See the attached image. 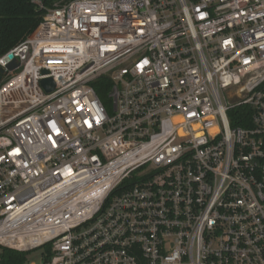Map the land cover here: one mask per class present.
<instances>
[{"label":"built area","instance_id":"2783aa9c","mask_svg":"<svg viewBox=\"0 0 264 264\" xmlns=\"http://www.w3.org/2000/svg\"><path fill=\"white\" fill-rule=\"evenodd\" d=\"M28 2L0 81V254L264 264V0Z\"/></svg>","mask_w":264,"mask_h":264},{"label":"trees","instance_id":"16d2710c","mask_svg":"<svg viewBox=\"0 0 264 264\" xmlns=\"http://www.w3.org/2000/svg\"><path fill=\"white\" fill-rule=\"evenodd\" d=\"M40 21L28 0H0V57L22 43ZM232 125L240 124L233 122ZM24 260V253L3 249L0 254L1 264H22Z\"/></svg>","mask_w":264,"mask_h":264},{"label":"water","instance_id":"95a60500","mask_svg":"<svg viewBox=\"0 0 264 264\" xmlns=\"http://www.w3.org/2000/svg\"><path fill=\"white\" fill-rule=\"evenodd\" d=\"M4 61L6 62V65L4 68L0 67V81L6 71H12L18 67V64L16 63V59L14 58L12 53H8L5 56ZM40 84L47 92H50L53 89V82L51 81V79H43L41 80Z\"/></svg>","mask_w":264,"mask_h":264},{"label":"rangeland","instance_id":"374dc122","mask_svg":"<svg viewBox=\"0 0 264 264\" xmlns=\"http://www.w3.org/2000/svg\"><path fill=\"white\" fill-rule=\"evenodd\" d=\"M20 70V67L18 66L17 68H15L14 70L10 71V74L13 75V74H16L18 73ZM99 95H100V98L102 100H105L106 98V93H105V89L103 90H99L98 91ZM40 253H41V250L38 249L37 251L33 252V253H28L26 254V261L29 262V263H35V264H38L40 262Z\"/></svg>","mask_w":264,"mask_h":264}]
</instances>
